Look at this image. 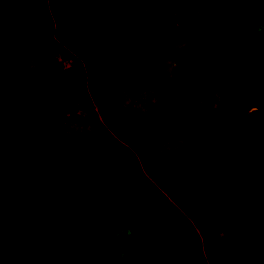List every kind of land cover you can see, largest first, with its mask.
Returning <instances> with one entry per match:
<instances>
[{"label": "trees", "instance_id": "16d2710c", "mask_svg": "<svg viewBox=\"0 0 264 264\" xmlns=\"http://www.w3.org/2000/svg\"><path fill=\"white\" fill-rule=\"evenodd\" d=\"M5 1L0 264H264V0Z\"/></svg>", "mask_w": 264, "mask_h": 264}, {"label": "rangeland", "instance_id": "374dc122", "mask_svg": "<svg viewBox=\"0 0 264 264\" xmlns=\"http://www.w3.org/2000/svg\"><path fill=\"white\" fill-rule=\"evenodd\" d=\"M30 0H20L19 2H8V1H5L2 3V6L4 8H7V9H19L20 7L24 6L25 4H27ZM141 1H147V0H141ZM171 3H179V2H182V0H169ZM62 6V3L60 0H56L55 2H53V4L50 5V8H51V11L53 13H55L56 11H58ZM215 19V15H212V16H209L207 18L208 21H212ZM62 64L65 65V67H72L76 72L79 71V66H78V63L77 62H62ZM154 109V112L153 113H156L157 112V109H160V107H153ZM195 110V109H194ZM198 117V116H197ZM180 125L181 127L183 126H186L188 125V121L187 120H184L182 122H180ZM200 134V131L198 128H193L191 129L188 133H184L182 134L181 136L186 140V141H192L193 139H195V135L196 133ZM191 139V140H190ZM116 144H119L120 146H122L124 149L126 148V146L121 143L120 141H118L115 137H112L111 138V146L113 148H115V150H119L116 146ZM181 151V149L178 150V152ZM119 153L121 151H118ZM121 154V153H120ZM134 154V153H133ZM182 154V153H180ZM122 157L124 158V160L129 163V164H132V165H136V161L137 159H135V155L134 157L135 158H128L127 155H122ZM135 159V160H133ZM179 164V160H178V157L176 158H169V159H166L165 158L163 159V162L162 163H159L158 167H157V170H156V173L155 174H162V175H178L180 174V171H182L183 169L178 165ZM94 168V167H93ZM85 171H88V170H85ZM82 175L81 177V181L84 185L86 186H96V183L98 181V175H97V172L94 168V171L93 173L91 174H86L85 172L83 173V171H81L80 173ZM85 175H88V176H85ZM87 179H86V178ZM97 187V186H96ZM100 190H102L100 187H98ZM106 188V187H105ZM107 189V188H106ZM105 202L107 204V206L111 209V210H114L117 206V203H118V198L116 195L112 194L109 196L107 195L105 197ZM204 226L205 225H200V230H203L204 229ZM262 248L264 249V246L262 245ZM208 255V258H209V261L211 262V264H216L215 263V259L218 258L217 257V253L215 251H209L207 253Z\"/></svg>", "mask_w": 264, "mask_h": 264}, {"label": "crops", "instance_id": "0c3cea01", "mask_svg": "<svg viewBox=\"0 0 264 264\" xmlns=\"http://www.w3.org/2000/svg\"><path fill=\"white\" fill-rule=\"evenodd\" d=\"M154 108H152L151 109V117H150V119L148 120L149 122H148V124H147V128H151V127H153L154 125H156V123L157 122H159V121H161L163 118H164V114H163V112L161 111V109H157V112L156 113H153L154 112V110H153ZM113 121L116 123V124H118V125H120V126H126L127 125V123H128V118H127V116H125V115H117V116H114L113 118ZM166 135L168 136V137H170L171 139H175V138H179L180 137V134H179V131L178 130H172V129H167L166 130ZM199 132L198 133H196V135L194 136L195 138L196 137H199ZM181 138H182V140L184 141V142H186V143H188L189 141H186L182 136H181ZM191 140V139H190ZM116 146H117V148L119 149V150H117V151H121L120 153L124 156V155H127V157L130 159V158H135L134 157V154H133V152L131 151V150H129L127 147L124 149L122 146H120L119 144H116ZM115 149V148H114ZM178 150L179 149H177V150H175L173 153H171V155H170V159L171 158H176V157H178V160L181 158V157H183V156H185L186 155V153H187V151H186V149L185 148H182L181 149V151H179L178 152ZM180 153H182V154H180ZM168 158V159H169ZM135 159H137V158H135ZM135 159H133V160H135ZM164 159V158H163ZM163 159H161V161L159 162V163H162L163 162ZM167 158H165V160H166ZM136 161V163H138V160H135ZM137 165V164H136ZM159 165V164H158ZM179 165V164H178ZM158 167V166H157ZM85 170H88V171H85ZM96 170V169H95ZM157 170V169H156ZM81 171H83V173L85 172L86 174L88 173V174H92L93 173V171H94V168H93V166H85ZM182 172H183V170L182 171H180V174H182ZM180 174H178V175H180ZM85 176H88V175H85ZM81 177H82V175H81ZM86 178V177H85ZM87 179V178H86ZM110 196V195H109ZM215 263L216 264H221V261L218 259V258H216L215 259Z\"/></svg>", "mask_w": 264, "mask_h": 264}, {"label": "built area", "instance_id": "2783aa9c", "mask_svg": "<svg viewBox=\"0 0 264 264\" xmlns=\"http://www.w3.org/2000/svg\"><path fill=\"white\" fill-rule=\"evenodd\" d=\"M59 60L61 61V63H62V62H77V61H73L71 58H62V57H59ZM77 63H78V62H77ZM62 66H63L64 68H67V67H65L64 64H62ZM78 66H79V63H78Z\"/></svg>", "mask_w": 264, "mask_h": 264}]
</instances>
